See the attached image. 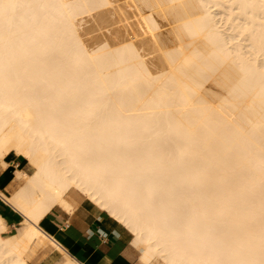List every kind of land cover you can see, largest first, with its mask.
I'll return each mask as SVG.
<instances>
[{"label": "bare ground", "instance_id": "1", "mask_svg": "<svg viewBox=\"0 0 264 264\" xmlns=\"http://www.w3.org/2000/svg\"><path fill=\"white\" fill-rule=\"evenodd\" d=\"M11 154L31 170L0 190L25 217L5 239L0 214V264L42 241L83 264L38 226L72 189L144 264H264V0H0Z\"/></svg>", "mask_w": 264, "mask_h": 264}, {"label": "crops", "instance_id": "2", "mask_svg": "<svg viewBox=\"0 0 264 264\" xmlns=\"http://www.w3.org/2000/svg\"><path fill=\"white\" fill-rule=\"evenodd\" d=\"M20 157L8 158L10 165L0 169V190L7 194H10L13 171L22 162ZM78 192L72 189L66 195L73 205L72 213L55 206L42 217L38 226L47 232L46 235H51V239L83 264H144L140 251L133 246L131 233L108 212ZM0 214L8 226L3 237L13 239L19 236L25 228L24 215L1 197ZM61 257L60 250L43 241L32 245L27 252L29 264H60Z\"/></svg>", "mask_w": 264, "mask_h": 264}, {"label": "rangeland", "instance_id": "3", "mask_svg": "<svg viewBox=\"0 0 264 264\" xmlns=\"http://www.w3.org/2000/svg\"><path fill=\"white\" fill-rule=\"evenodd\" d=\"M144 11L147 12V9H145ZM156 17H157L158 21H159L161 24H167L166 19H164L162 16L156 15ZM161 17H162L163 19H162ZM163 20H164V21H163ZM165 21H166V22H165ZM13 156H15V155H14V154H11V155L9 156V158H11V157H13ZM22 160H23V159H22ZM20 165H21L22 169H24L25 171H29V170H31L30 165L27 164V163H25L24 161H22V162L20 163ZM20 165H19V168H21ZM11 179H13V175H12V178H11ZM11 181H12V180H11ZM1 215H2V214H1ZM61 259H63V257H61Z\"/></svg>", "mask_w": 264, "mask_h": 264}, {"label": "trees", "instance_id": "4", "mask_svg": "<svg viewBox=\"0 0 264 264\" xmlns=\"http://www.w3.org/2000/svg\"><path fill=\"white\" fill-rule=\"evenodd\" d=\"M20 158H21V159H23V157H22V156H21Z\"/></svg>", "mask_w": 264, "mask_h": 264}]
</instances>
